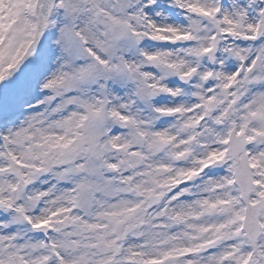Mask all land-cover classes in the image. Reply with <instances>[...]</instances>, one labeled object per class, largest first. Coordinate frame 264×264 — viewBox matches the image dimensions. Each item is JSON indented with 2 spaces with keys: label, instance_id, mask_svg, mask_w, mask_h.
<instances>
[{
  "label": "snow or ice",
  "instance_id": "snow-or-ice-1",
  "mask_svg": "<svg viewBox=\"0 0 264 264\" xmlns=\"http://www.w3.org/2000/svg\"><path fill=\"white\" fill-rule=\"evenodd\" d=\"M0 264H264V0H0Z\"/></svg>",
  "mask_w": 264,
  "mask_h": 264
}]
</instances>
